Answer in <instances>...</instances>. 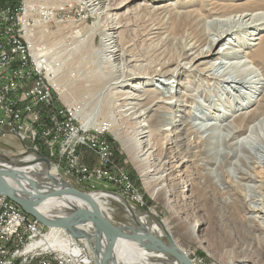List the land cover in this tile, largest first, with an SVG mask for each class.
Here are the masks:
<instances>
[{"label":"rangeland","instance_id":"374dc122","mask_svg":"<svg viewBox=\"0 0 264 264\" xmlns=\"http://www.w3.org/2000/svg\"><path fill=\"white\" fill-rule=\"evenodd\" d=\"M2 1L0 0V4ZM40 1L54 9L57 20L39 28L40 40L50 48L47 52L48 57L55 58L60 63L57 73L49 76V91L53 95L54 105H63L69 109L76 106L79 109L72 115L68 114L71 122L60 129L61 137L56 138L54 149L50 147V143L55 139L51 136V130L54 129L55 123L57 125L60 123L58 118L50 113L53 108H48L47 115L45 113L40 115L44 106H47L44 100L33 99L32 112L27 108L28 102L26 103L25 99L17 101L21 117L13 120L12 124L7 122L8 113L0 110V120H3L0 122V166L22 170L40 182L51 180L50 176L64 179L72 187L88 193L102 214L113 224L121 227L124 232L150 231L161 241L180 248L193 264H199L200 260L201 264H264V227L258 226L257 221L250 219L245 204L235 201L232 188L226 180V177H229V180L233 179L230 168L234 158L231 156L228 159L224 158L221 165H217L214 161L216 149L222 145L225 148L229 147V150L237 137L245 134V130L232 133L231 141L218 142L214 136H206L205 132L195 127L194 131L175 134L169 142L166 141L168 133H174L177 126L183 127L187 120L194 117L197 119L194 120L202 122L198 116L205 117L217 107L222 111H229V114L238 108L240 111L250 110L262 99L264 89L261 87L255 96H251L247 88L241 87L239 91L233 90L229 96H222L218 100L215 94L221 93L220 86L204 88L208 82L207 78L186 73L180 77L153 79L148 89L155 88L164 92L161 95L166 96L171 93L168 92L166 84L172 82L175 87L178 81L181 84L177 86V93L172 89L176 97L171 106L167 103L138 118L148 124L147 129H150L153 135L151 140L154 143L149 149L151 153L146 160H138L134 158L137 119L133 118L137 112L130 113L132 109H127L128 105H125L123 99L124 91L130 89L131 84L137 80L132 79L125 85L120 83L119 86L115 82L121 78L122 72L135 69L137 64H158L168 61L186 48L189 43L187 38L179 34L173 35L175 33L170 28L172 24L169 19L162 18L165 11L159 10L170 9V4L175 1L188 0ZM149 2L157 10L152 8V5H146ZM189 3L185 5L186 8L198 5L194 1ZM160 5L163 7H159ZM115 25L120 27L113 29L112 26ZM108 31H111L112 37L105 34ZM262 34L264 38V31ZM108 42L114 43L116 51L112 52L109 58H104L102 50L105 47L104 43ZM227 42L228 40L219 42L218 50H225ZM58 82L67 89L63 96L66 97L65 99L62 97V92L64 93L62 87L57 86ZM189 93L197 94L195 99L187 100L189 97L186 94ZM243 95L247 100H243ZM182 99L186 100L184 106L179 105ZM176 107L181 109V115L174 116L170 121H164V115L172 112ZM196 113L198 115L194 116ZM49 114L50 118H48ZM72 125L78 127L79 131H72ZM103 126H106V129L102 131L100 128ZM167 127L168 129L164 131ZM222 130L225 131L224 128ZM88 135L95 137L96 141L104 140L110 154L101 157L97 150L87 144L92 143L91 140L80 139ZM63 140L65 143H71L70 147L74 150L78 167L74 173L68 171L71 167L69 158L67 159L66 155L61 156L65 148L69 150L67 146L61 149L60 144ZM39 154L47 157L49 162L39 160ZM35 164L39 168L31 170L29 165ZM82 167L88 169L86 179L83 178L85 173L79 171ZM146 168L154 169L150 173L159 169L155 175L157 177L150 178L145 175ZM105 170L108 174L104 173ZM261 170V165H255L256 174H260ZM120 172L128 175V181L134 189L131 190L132 192L127 191L125 185L111 178ZM259 180L261 178L257 177V181L251 182L253 187L249 188H259L257 186L260 184ZM23 183L29 187L25 181ZM50 185L51 188H58L57 184L50 183ZM242 188L245 193L248 191L246 184L242 185ZM42 189L46 191L49 188L43 186ZM132 193L135 195L140 193L143 201L137 200ZM254 195L252 199H247L246 204L258 205L261 208L264 193L257 192ZM0 196H5L13 202L28 219L37 220L6 195L0 193ZM95 196L100 198L99 202ZM75 199L82 201L83 206L89 205L85 200ZM67 211L68 208H64L59 213L50 211V214L58 216ZM37 221L44 226L46 241L50 243V248L65 250L70 242H73L88 255L91 264H97L93 251L96 242L94 237L93 239L90 237L91 240L86 237L76 238L64 228L48 226ZM80 227L88 234H94L91 223ZM18 231L21 232L22 228L20 227ZM105 245L106 240L103 237L102 250ZM140 249L146 250L142 247ZM151 253L153 254L151 263L179 264L176 258L167 253L158 251ZM111 264H117L115 257Z\"/></svg>","mask_w":264,"mask_h":264},{"label":"bare ground","instance_id":"6f19581e","mask_svg":"<svg viewBox=\"0 0 264 264\" xmlns=\"http://www.w3.org/2000/svg\"><path fill=\"white\" fill-rule=\"evenodd\" d=\"M192 1L198 5L186 8L185 5ZM147 3L146 5H152V8L156 9L153 4L150 2L149 4ZM170 5L171 8L168 10L162 8L163 5H160L159 7L162 9L159 11H165V14H159H162V18H164V20L167 18L169 19L172 24L170 28H172L175 33L173 35L179 34V36L182 35L187 38L189 43L188 45L186 44V48L176 53L175 57H171L170 60L160 62L158 64H144L139 62L140 64H137L135 69H127L125 72H122L121 78L115 82L117 86H119L120 83L125 85L132 79L137 80L131 84L130 89L127 88L128 90L124 91L123 94H125V97L123 99L125 100V105H128L127 109H132L130 113L137 112L133 117L134 119H137L135 122V134L137 138L135 137L136 141L134 145L136 153L134 154V158L141 161H145L147 156L151 153L149 149L152 148L151 145L153 142L151 137L153 135L150 129H147L148 124L138 118L143 117L142 115L152 109L156 110L158 107L161 108L165 106L167 103L171 106L174 101V97H176V95L172 92V89L177 93V86L181 84L179 81L177 82L176 87L172 82L170 84H166L168 92H171L169 96H166L161 95L162 93L164 94V92L156 90L155 88L148 89V86L150 85L149 83L153 79H159L161 77L165 79L180 77L186 73L191 76L207 78L208 82L204 88L207 86H220L221 93L219 92L215 94L216 97L218 96V100H220L222 96H229V93L233 92V90L236 92L239 91L241 87L247 88L251 96H255L261 87V89H264V38L262 37V33L264 31V0H246L245 2L232 0H188L175 1ZM119 27L120 25L112 26L113 29ZM105 34L107 36H111L112 33L111 31H108ZM225 40H228L227 45H225V50H218L217 44ZM113 44L112 42L104 43L105 47L102 50V56L104 58H109V55L116 51ZM58 85L62 87L61 90L64 91V93L62 92V97L65 96V91H67V89L61 86L59 82L57 83V86ZM186 95L189 97L187 100H192L193 98L195 99L197 94L195 95L194 93H189ZM251 96L249 100L251 99ZM261 97L262 99H260L257 105L247 111H240L238 108L236 111L229 114V111H222L221 108L217 107L215 111H211L209 114H206L205 117L198 116V119L202 120V122L196 121L197 119L195 117L191 120H187L183 127L177 126L174 133H168L166 141L169 142L171 137L175 134H186L187 132L194 131L195 127H198V129L205 132L204 135L206 136H214L218 142L231 141L233 138L232 133L245 130V134L237 137L229 150V147L225 148L222 145L218 147L216 149L214 161L217 165H221L224 158L228 159L230 156L231 158H234L230 168L233 179L229 180V177H226V180L232 188V196L235 201L247 206L250 219L257 221L258 226L264 227V199L261 202V208H259L258 205L246 204L247 199H252L255 196V193H264V94ZM242 98L243 100H247L244 95ZM130 100L137 101L134 102ZM185 101V99H182L179 105L184 106ZM135 109L136 111H134ZM180 111L181 109L176 107L172 112L165 114V118L163 120L170 121L174 118V116H180ZM197 115L198 114L196 113L194 116ZM226 115L229 116L227 117ZM222 122H225V124L223 125ZM110 124L112 125V123ZM222 128H224L225 131L222 130ZM167 129L168 127L164 128V131ZM257 164L261 165L262 168L260 174H256V171L254 172L255 165ZM29 166L31 170L39 168L36 164ZM147 168L145 169V175L150 178L157 177L155 175L157 174V171L159 172L158 168V170H155L154 173H150L153 168L151 170H148ZM121 173L126 175L124 172ZM160 176L161 175L159 174L158 177ZM257 177L261 178V180H259L260 184L257 185L259 187L257 188L258 190L250 189L249 187H253L252 183L257 181ZM8 181L12 184H16L9 178ZM244 184H246L248 188L246 193L242 188V185ZM132 195L135 194L132 193ZM97 196H95V198L99 202L100 198ZM135 198L143 201V197L140 193H137ZM70 199L71 201H74L73 198ZM75 203L80 205L83 202L76 199ZM68 205L69 204H67V202L51 199L49 202L41 206V210H43V213L45 214H50V211L53 213H59L60 210L62 211V209H66ZM153 227H155V225ZM121 244H124L125 246ZM140 248L141 247L139 245L129 240L120 239L117 242L114 254L117 264H154L151 263L150 260L153 254ZM136 261L137 263H135ZM199 264H201V260L199 261Z\"/></svg>","mask_w":264,"mask_h":264},{"label":"built area","instance_id":"2783aa9c","mask_svg":"<svg viewBox=\"0 0 264 264\" xmlns=\"http://www.w3.org/2000/svg\"><path fill=\"white\" fill-rule=\"evenodd\" d=\"M50 21H57L55 11L40 0H3L0 4V110L8 113L7 122L12 124L13 120L21 117L17 101L25 99L28 102L27 108L32 112L31 101L44 100L48 107L43 105L40 115H47L48 108H53L50 113L60 123H55L51 130V136L55 139L50 147L54 149V142L61 137L60 129L71 122L68 114L72 115L79 107L69 109L63 105H54L53 95L49 91V76L57 73L60 63L55 58L48 57L50 48L40 40L39 28ZM100 129L103 131L106 126ZM71 130L78 132L79 128L72 125ZM80 139L91 140L92 143L87 144L97 150L101 157L110 154L104 140L96 141L90 135ZM60 145L62 150L66 146L69 149L65 148L61 156L69 158L71 167L68 171L74 173L78 167L71 143L63 140ZM79 171L85 173L83 178L86 179L87 167H82ZM104 173L108 174V171L105 170ZM111 178L125 185L127 191L134 190L128 181V175L120 172ZM20 227L21 232L18 231ZM49 244L43 225L37 220L28 219L13 202L0 196V264H91L88 255L73 242L65 250L50 248Z\"/></svg>","mask_w":264,"mask_h":264},{"label":"water","instance_id":"95a60500","mask_svg":"<svg viewBox=\"0 0 264 264\" xmlns=\"http://www.w3.org/2000/svg\"><path fill=\"white\" fill-rule=\"evenodd\" d=\"M39 156V160L49 162L47 157L42 154H39ZM8 178L16 184L10 183ZM50 179H47L45 182L43 180L40 182L22 170L0 166V193L18 203L27 213L45 225L64 228L76 238L86 237L88 240H91L94 237L96 242L93 251L97 264H111L119 238L134 241L140 247L150 252L158 251L160 253H167L176 258L179 264H193L180 248L175 247L174 244L169 245L161 241L150 231L140 232L131 230V233L124 232L121 227L113 224L102 214L98 205L88 193L72 187L62 178L50 176ZM23 181L29 187H26ZM50 183L57 184L58 188H51ZM43 186L49 189L45 191L42 189ZM70 198H73L74 201H71ZM75 198L85 200L89 205H79L75 203ZM51 199L67 202L69 204L67 207L68 211L58 216L43 213L41 206ZM89 222L94 228V234L92 235L80 227V225L90 224ZM103 237L106 240V245L102 250L101 240Z\"/></svg>","mask_w":264,"mask_h":264}]
</instances>
